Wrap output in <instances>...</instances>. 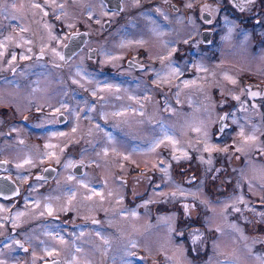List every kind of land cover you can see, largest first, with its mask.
Returning a JSON list of instances; mask_svg holds the SVG:
<instances>
[{
    "label": "rangeland",
    "instance_id": "1",
    "mask_svg": "<svg viewBox=\"0 0 264 264\" xmlns=\"http://www.w3.org/2000/svg\"><path fill=\"white\" fill-rule=\"evenodd\" d=\"M139 1L127 0L126 4L136 6ZM183 1L191 5L198 0ZM257 1L248 15L224 13L223 20L215 24L218 39L210 49L196 44V54L174 61L171 74L158 75L170 83L175 97V103L160 106L147 102L157 94L146 85L140 105L137 93L109 79L99 68L117 55L120 39H155L160 50H170L174 41L169 47L160 37L178 29L182 17L167 16L168 27H161L157 18L141 10L144 26L115 38L116 30L104 29L105 18L113 14L102 0H0V156L22 188L14 200H0V233L9 224L43 222V216L66 211L73 202L80 204L81 200L74 201L79 196L88 203L118 198L116 188L122 185L114 177L115 169H125L123 160L128 159L158 172V186L149 195L156 198L168 193L176 202L186 203V208L194 205L200 220L217 228L213 243L218 251L203 261L174 255L170 264H264V204L258 203L264 202V121L258 119L257 111L238 109L247 92L245 84L264 85V0ZM49 12L61 16L68 28L85 24L93 33L89 42L98 44L102 55L100 64L85 51L76 55L62 69L69 78L63 82L55 78L61 83L58 91L56 84L51 87L46 81L49 70L40 64L42 58L34 56L36 50H43L62 62L65 34L47 22ZM187 16L181 37L192 43L199 26L193 15ZM100 32L106 33L100 37ZM24 57L26 62L19 63ZM89 63L98 68L92 70ZM11 103L14 111L8 109ZM44 104L49 107L46 113L34 107ZM27 109L31 111L24 114ZM64 110L70 121L60 125L56 113ZM39 112L43 115L36 116ZM223 112L234 126L216 137V123ZM78 158L86 163L82 176L72 172ZM161 159H166L164 168ZM46 163L60 166L53 182L33 176ZM98 171L104 180H99ZM95 210L89 206L86 214L91 217ZM169 214L170 222L166 223L167 215L153 222L148 204L145 210L139 206L138 225L146 251L165 254L174 246L176 253H185L172 234L177 229L176 213ZM44 230L51 231L49 227ZM5 252L6 248L1 250L0 257L9 256ZM108 253L101 258L79 254L78 259L80 264L104 262V258L131 264Z\"/></svg>",
    "mask_w": 264,
    "mask_h": 264
},
{
    "label": "flooded vegetation",
    "instance_id": "2",
    "mask_svg": "<svg viewBox=\"0 0 264 264\" xmlns=\"http://www.w3.org/2000/svg\"><path fill=\"white\" fill-rule=\"evenodd\" d=\"M102 1L113 14L112 18H105L104 29L107 31L116 30L114 31L115 35H113L115 38L124 33L126 34L128 31L137 32V30H140L144 26L141 18L144 13L139 14L141 10L146 11L152 19L154 17L157 18L158 22H161V27H168L167 16L171 15L173 18L182 17L181 25L177 24L179 26L178 29L175 28L174 31L165 35L162 34V37H160L164 44L169 47L174 41L173 47L170 50H160L161 45L158 46L156 44L154 36V41L150 39L149 42L141 41L139 38L134 40L129 38L120 39V44L117 46V55L112 57L111 61L106 59L103 62L104 64H102L100 61L102 56L100 48L98 44H91L89 42L93 37V33L85 24H77L72 26V28H68L62 21L61 16L58 17L49 12L46 17L47 22L49 24L52 23L56 31L59 30L58 32L64 33L65 38L61 44L62 62L61 60L50 58L43 50H36L34 53L37 59L42 58L40 64L46 66L49 70L46 81L51 82V87L53 84H56L55 91H58V86L61 83L55 80V78H60L62 82L64 77L69 78L67 72L62 73V69H65L67 64L76 55L83 54L82 52L85 51L96 64L101 63V68L99 69L109 79L116 80L124 84V86L131 88L132 92L137 93L136 97H138V100L136 103L140 105L144 103L142 91L146 85L150 92L153 91L155 95L157 94L156 99L152 98L151 95L150 98L152 99L147 100V102L160 106L175 103V97L171 91L172 87L170 83L165 82L166 79L164 77L159 79L158 75L161 73L171 74L172 69L170 67L174 61L180 62L184 57H188L189 54H196L195 51L198 48L194 49V45H200L199 48L201 49H210L211 45L215 44L218 39V31L215 24L223 20L224 13L230 17L236 14L248 15L250 13L248 11L256 7L258 3L257 0H198L191 5H184L183 0H141L135 6L132 4L127 5V0H115L114 7L110 8L104 0ZM188 14L194 16V20L199 26L198 36H194L195 38H193L192 43L183 42V36L181 37V33L185 35L182 31L184 20L188 18ZM83 31L85 32L83 44L70 57H66L65 46L68 44L72 33ZM105 33L100 32V37H103ZM94 36L98 37V34L95 32ZM157 38L160 40L159 37ZM26 60L24 57V59H20L21 62L19 63L26 62ZM89 65L92 70L98 68V65L90 63ZM14 70V68L11 69L12 72ZM52 71L57 73L56 77L50 74ZM253 84L255 83L249 82L244 85L247 92L245 96L243 94L241 97L238 109L257 111L256 114L260 117L258 119L264 121V85L255 84V86ZM88 97L92 101L91 90H89ZM225 100L229 103L228 99ZM13 106L11 103V106L8 108L9 111H14ZM34 107L35 109L44 111L43 113H46L49 108L47 104L42 106L35 105ZM29 109L25 110L24 114L31 111ZM40 113L36 116L43 115ZM228 116L229 114L223 112L218 118L216 137L224 134L225 131L230 130L234 126L233 123L228 122ZM56 118L60 125H66L70 121L65 110L58 111ZM150 122L151 120L149 119ZM154 123H156V120H154ZM123 161L126 168H116L114 175L117 182L122 185L116 188L118 189V198L112 200L103 199L101 201L93 200L91 203H88L87 199L84 200L83 197L79 196L74 201L81 200L80 204L73 202L66 211L55 212L50 216H43L41 221L43 220L44 223L37 219V222L26 223L25 226L7 225L4 233H0V251L6 248L5 254L9 256H1L0 264H80L78 259L79 254L85 257L95 256L101 258L106 256V251L107 253L109 252L107 255H112L114 259L120 261L125 258L131 264H170L171 261H175L174 255L182 254L190 260L193 257L203 261L211 253L218 251V247L213 243L219 234L217 228H209L200 220L198 217L199 209L195 210L194 205H192V208H186V203L183 202L184 206L182 203L176 202L168 193L156 198L152 197L149 194L152 189H156L158 186L156 183L158 182V172L154 174L146 164L138 165L135 161L128 159ZM161 161L160 166L166 167V159H161ZM78 162L83 163V165L81 166L82 170L76 173L78 170L74 168ZM49 165L56 169L52 178L35 176L42 174ZM85 166L86 163L83 160L76 159L75 165L72 168L73 174L82 176L85 172ZM7 168V160L3 156H0V177H11L19 188V193L10 198L3 197L4 191H0V200L12 201L20 195L22 188L21 183L7 171ZM180 169L184 170L183 167H180ZM59 170V165L46 163L43 170L34 173L33 176L43 182H53ZM189 173L192 174L193 172ZM101 179L104 180V177L102 173H99V180ZM191 181L195 182L196 180L192 177ZM187 183H190V180ZM162 186L165 187L166 183H162ZM258 203L264 204V202ZM81 204H83L82 210H80L81 207L75 209V206H80ZM145 204H148V209L151 210V221L153 222L157 220L159 215H167L166 223H168L171 221L169 213L171 211L176 213L173 217V222L177 224V229L172 231V234L175 236V240L181 241L180 244L184 246L182 248L185 250V253H176L174 246L170 247V251L165 254L160 252L155 254L146 251L142 247L137 214L140 205L141 209L145 210ZM89 206H93L96 209L94 215L91 217L88 216L89 214H86L89 211ZM124 213L127 214L124 215ZM133 213L134 215H132ZM49 219L53 220V222ZM48 227L51 231L47 233L44 229ZM51 232L54 233L53 237L48 235ZM109 238V243L105 242ZM86 260L89 259H84L85 262ZM92 264L118 263H111L104 258V262L96 260Z\"/></svg>",
    "mask_w": 264,
    "mask_h": 264
},
{
    "label": "water",
    "instance_id": "3",
    "mask_svg": "<svg viewBox=\"0 0 264 264\" xmlns=\"http://www.w3.org/2000/svg\"><path fill=\"white\" fill-rule=\"evenodd\" d=\"M107 5L110 8L114 7V1L115 0H104ZM85 38V32H74L72 33L68 44L65 46V53L67 54L66 57H70L73 52H75L82 44H83V40ZM70 54H68V53ZM83 165V163L78 162V164L75 166V170H78L76 173L80 172L82 170L81 166ZM56 172V169L54 167H52L51 165L47 166L44 170V172L42 174H37L35 176L37 177H41V178H52L54 176ZM0 191H4V196L3 197H14L19 193V188L16 184V182L14 181V179H12L9 176H2L0 177ZM2 193V194H3Z\"/></svg>",
    "mask_w": 264,
    "mask_h": 264
}]
</instances>
